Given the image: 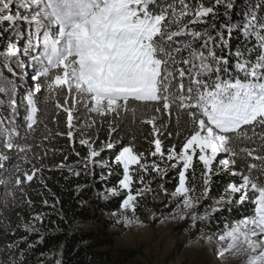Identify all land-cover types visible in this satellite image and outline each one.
Wrapping results in <instances>:
<instances>
[{
    "label": "snow or ice",
    "instance_id": "6c2138e0",
    "mask_svg": "<svg viewBox=\"0 0 264 264\" xmlns=\"http://www.w3.org/2000/svg\"><path fill=\"white\" fill-rule=\"evenodd\" d=\"M60 138L79 159L46 166L62 154ZM65 169L94 184L116 174L105 191L121 197L113 215L125 228L143 227L141 201L163 194L175 207L153 220L218 219L219 231L198 239L218 241L221 260L264 264V0H0L3 236L39 230L43 214L24 222L17 213L13 228L6 213L31 209L26 189L38 180L51 193L44 172ZM220 175L227 181L213 197ZM26 239L0 247V264H25L15 252Z\"/></svg>",
    "mask_w": 264,
    "mask_h": 264
},
{
    "label": "trees",
    "instance_id": "16d2710c",
    "mask_svg": "<svg viewBox=\"0 0 264 264\" xmlns=\"http://www.w3.org/2000/svg\"><path fill=\"white\" fill-rule=\"evenodd\" d=\"M6 26V25H5ZM4 75L11 77V74L6 69L3 70ZM29 84L31 81H27ZM63 121V116L60 117ZM53 131L56 130V126L50 123ZM61 130H64L63 124H61ZM146 131H148L146 129ZM106 128L101 131L100 138L105 139ZM175 142V137L170 140H166V145H170ZM138 150H145L148 145L143 143L142 137L137 138ZM56 147L61 148L62 154L56 156H49L44 164L46 166H53L61 163L64 160V156H68V164L75 163L79 157L73 152L72 148L66 139L60 138L56 142ZM99 147V145H97ZM76 151L81 153V156L87 154V150L82 148L78 142L75 145ZM109 153L106 151L102 153V157L107 159ZM11 162H8L6 166H10ZM39 166V165H37ZM81 175L76 177L70 175L67 170L63 171H45L44 178L47 183L48 189H51V193L48 192L38 180L32 182L31 186L26 189L28 196L33 201V207L29 209L27 205L18 207L10 213H6L10 217L11 225L16 228L21 224L19 216L24 218V222H30L32 216L35 214H43V222L37 221L36 227L39 229L31 234L25 232L22 227L17 229L16 235L3 236L2 230H0V247H3L5 243H9L15 240H20L21 237H26V242L19 245L15 255L18 257L21 250L25 251V264H114L124 263L125 259L130 257V250L118 249L117 254L111 251L112 242L105 238H100V231L97 228L86 226L88 223H93L105 214L115 211L119 208L121 197H107L102 198L101 195L106 193L107 187H112L117 181V175L113 174L107 182L93 183L91 177L84 174L82 169ZM99 169H97L96 180L99 181ZM105 174L107 170L105 169ZM50 177V179H49ZM68 177V179H65ZM176 181V173L169 171L166 177V188L169 191L174 189ZM227 181V177L220 175L215 178L212 187V196L216 197L221 191ZM159 181L153 184L151 187L156 188ZM78 186H84L77 191ZM0 191H3L0 188ZM43 192V195L40 193ZM98 193L100 195H98ZM48 199L49 206H45L43 201ZM57 200L59 201L57 203ZM19 202V194H18ZM206 204H210L211 201H206ZM55 204V208L51 207ZM150 202L141 201V205H149ZM140 207V209L142 208ZM172 205L169 207L158 208L160 211L157 217L165 216L171 211ZM203 212V208L200 209ZM245 209L240 208L235 210L231 215L234 218H238L240 212ZM140 212V211H139ZM19 213V216L17 215ZM225 215H228L227 213ZM106 221V219L104 218ZM222 227V223L218 219L211 221L197 222L195 227L191 226V222L184 227L183 233L187 238H192L199 234L201 230L218 232ZM33 245L29 249V245Z\"/></svg>",
    "mask_w": 264,
    "mask_h": 264
},
{
    "label": "rangeland",
    "instance_id": "374dc122",
    "mask_svg": "<svg viewBox=\"0 0 264 264\" xmlns=\"http://www.w3.org/2000/svg\"><path fill=\"white\" fill-rule=\"evenodd\" d=\"M106 196L111 197L107 193L101 195L102 198ZM146 200L151 204L141 205L142 208L137 210L139 219L144 222L143 227L125 228L122 224H117L119 217L114 216L113 213L118 212L119 208L93 223L86 224L88 227L97 228L101 233L100 238L106 237L111 240V251L115 254L120 252L118 249L130 250V257L125 259L124 263L114 264H238L235 260H221L215 254L218 241L205 243L202 239H198L201 232L192 238H187L183 230L191 222L190 220L164 224L159 219L153 220L152 214L159 215L158 208L168 203L163 194L158 198L150 194L143 201ZM174 207L173 204L171 211L165 216L171 214ZM204 233L214 232L204 231Z\"/></svg>",
    "mask_w": 264,
    "mask_h": 264
}]
</instances>
